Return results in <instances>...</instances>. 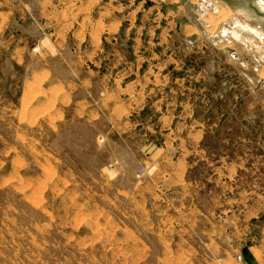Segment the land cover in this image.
<instances>
[{"label":"rangeland","instance_id":"374dc122","mask_svg":"<svg viewBox=\"0 0 264 264\" xmlns=\"http://www.w3.org/2000/svg\"><path fill=\"white\" fill-rule=\"evenodd\" d=\"M0 264H264V0H0Z\"/></svg>","mask_w":264,"mask_h":264},{"label":"crops","instance_id":"0c3cea01","mask_svg":"<svg viewBox=\"0 0 264 264\" xmlns=\"http://www.w3.org/2000/svg\"><path fill=\"white\" fill-rule=\"evenodd\" d=\"M127 26V23L124 22L122 23V26L120 27V30L118 32V39L117 42L114 43V46L112 45L113 43H108L106 41L102 42V47L104 48V53L112 51V49L114 47H116L118 50H120L123 53V60L125 61H132L134 56L132 54V50H131V39L129 37V39H127L128 37L125 38L124 36V28ZM109 64V60L104 59L101 63V65L103 66L101 72L104 71V69L106 70L107 65ZM89 65L92 67V65L89 63ZM145 69L144 64L142 65V67L140 68V73H142ZM133 77V74H130L129 76H127L128 79H131Z\"/></svg>","mask_w":264,"mask_h":264}]
</instances>
